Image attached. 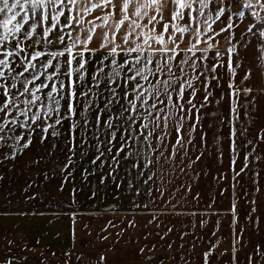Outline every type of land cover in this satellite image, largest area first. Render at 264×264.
Segmentation results:
<instances>
[{
	"label": "crops",
	"instance_id": "crops-1",
	"mask_svg": "<svg viewBox=\"0 0 264 264\" xmlns=\"http://www.w3.org/2000/svg\"><path fill=\"white\" fill-rule=\"evenodd\" d=\"M202 10L216 29L208 34L212 40L203 38L213 45L203 53L209 58L203 64L224 67L197 79L198 67L183 65L180 76L190 79L194 88L185 85L183 112L170 103L168 128L171 148L184 151L185 157L171 159L168 175L156 172L160 165L149 161L143 174L112 169L101 186L93 180L84 185L76 176L72 211L0 216L1 228L36 235L45 248L97 255L100 264H264V157L259 156L264 150L259 137L264 127V77L258 41L233 0H216ZM201 27L207 32L206 25ZM207 46L200 44L201 49ZM216 51L222 59L211 61ZM193 60L197 66L202 63ZM189 92L194 93L191 104L185 103ZM177 121L182 125V147L175 143ZM92 159L87 161L93 167ZM101 197L110 203L99 206L91 201Z\"/></svg>",
	"mask_w": 264,
	"mask_h": 264
},
{
	"label": "snow or ice",
	"instance_id": "snow-or-ice-1",
	"mask_svg": "<svg viewBox=\"0 0 264 264\" xmlns=\"http://www.w3.org/2000/svg\"><path fill=\"white\" fill-rule=\"evenodd\" d=\"M214 2L0 0V140L6 130L15 132L17 124L33 132V124L40 127L46 120L51 123L42 132L56 137L60 135L57 126L67 120L70 139L79 140L69 151L84 145L95 147L92 163L103 165L106 150L113 167L119 164L121 153L122 158L130 155L126 151L130 141L134 145L150 137L162 139L172 120L169 103L183 112L180 101L185 99L186 88H194L190 79L180 76L183 65L198 67L197 79L224 67L215 62L203 64L209 59L203 53L213 47L203 38L216 29L202 9ZM243 7L260 24L257 28L254 23L248 31L255 28L253 35L264 38V16H260L264 0H245ZM215 11L218 17L220 9ZM201 25L207 26V32ZM208 39L213 37L208 35ZM201 43L207 48L201 49ZM193 56L202 62L199 66ZM217 57L222 59L219 51L211 61ZM228 68H232L231 57ZM193 95L189 92L185 103L191 104ZM175 127V143L182 147V125L177 121ZM46 138L42 136L41 142Z\"/></svg>",
	"mask_w": 264,
	"mask_h": 264
},
{
	"label": "rangeland",
	"instance_id": "rangeland-1",
	"mask_svg": "<svg viewBox=\"0 0 264 264\" xmlns=\"http://www.w3.org/2000/svg\"><path fill=\"white\" fill-rule=\"evenodd\" d=\"M233 1L237 11L246 18L248 27L255 23L259 28L257 18L243 7L245 0ZM252 11L259 9L253 8ZM260 16H264V12H260ZM253 32H256L255 28ZM256 37L259 63L264 77V38L258 33ZM169 109L170 103L168 112ZM48 123L51 121L46 120L40 127L33 124L32 128L35 129L33 132L21 129L17 124L15 132L6 130L4 140H0V216L22 217L67 213L74 208L76 176L83 180L84 185H89L93 180L101 186L103 183L100 181L103 176L112 172V169L114 173L126 171L130 175L143 174L149 170V161L160 165L155 167L156 172L161 171L162 174L168 175L171 159L185 157L184 151L171 148L169 123H167L164 128L167 135H163L162 139L150 137L144 142L137 140L134 145L130 141L131 146L126 147L130 155L128 158H122L124 153H121L118 165L109 166L112 161L110 154L105 150V155L101 158L106 160L105 163L101 165V161H96L92 167L91 160L89 162L87 160L96 156L95 149H90L86 145L69 151L70 145L79 144V140L69 137V122L65 120L62 127L57 126L60 135L56 137L51 136L50 132H42V128ZM261 134L262 136L259 137L264 139V127ZM97 135L103 136V133L98 132ZM21 136L23 139L18 140L17 137ZM42 136H47L43 142H41ZM29 140L31 143L25 148L24 144ZM150 145H155V148ZM259 156L264 157V150L259 151ZM76 158L80 159L81 167L77 165ZM133 179L135 178L131 177L130 181ZM91 201L99 206H107L111 199L101 197ZM15 260L29 264H100L97 255L76 254L70 248H45L36 235H24L0 227V264Z\"/></svg>",
	"mask_w": 264,
	"mask_h": 264
}]
</instances>
